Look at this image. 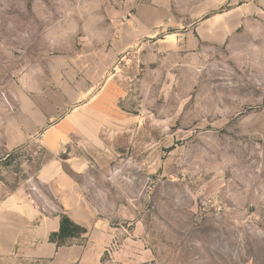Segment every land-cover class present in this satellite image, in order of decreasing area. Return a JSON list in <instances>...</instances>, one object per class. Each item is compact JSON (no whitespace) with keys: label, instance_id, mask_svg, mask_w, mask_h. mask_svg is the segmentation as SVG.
<instances>
[{"label":"rangeland","instance_id":"1","mask_svg":"<svg viewBox=\"0 0 264 264\" xmlns=\"http://www.w3.org/2000/svg\"><path fill=\"white\" fill-rule=\"evenodd\" d=\"M55 165L88 264H264V0H0V264H47L12 246Z\"/></svg>","mask_w":264,"mask_h":264},{"label":"crops","instance_id":"2","mask_svg":"<svg viewBox=\"0 0 264 264\" xmlns=\"http://www.w3.org/2000/svg\"><path fill=\"white\" fill-rule=\"evenodd\" d=\"M149 8L151 7H138L136 17L138 19L142 18L145 22L151 24L152 21H147V16H144ZM16 121L20 122L16 124L20 131L19 138L23 142H27L32 138L33 134L30 133L38 132L48 123L46 119L38 120L36 124L27 123L23 118L22 121L21 118H17ZM65 123L66 121L62 120L58 126H62ZM12 139L13 137L6 140V148L8 152L12 151L16 146ZM39 178L41 182L54 185V188L56 187L61 191L62 200H64L63 203L65 205V210L60 208L61 212L67 214L74 223L85 227L89 231V239L91 240L93 236L91 230L95 227L94 216L91 212L89 213L85 210L84 203L77 194L78 190L76 189V184L56 165L53 168L44 167L39 173ZM24 207V212L26 213L23 212V217L21 218L28 221L21 225L15 223L18 232L15 235L12 249L20 251V247L23 246V244L28 243L25 228L29 225H36V227L34 226L35 232L33 233V241L36 242L31 243L32 246H34L32 253L36 258L46 261L47 264H88V259H90L92 255L95 256L92 254L94 247L90 246L89 242L86 245L63 247H57L55 244L49 242L50 235L59 231L61 214L51 217L44 215L32 204H27V206ZM28 244H30V242Z\"/></svg>","mask_w":264,"mask_h":264},{"label":"trees","instance_id":"3","mask_svg":"<svg viewBox=\"0 0 264 264\" xmlns=\"http://www.w3.org/2000/svg\"><path fill=\"white\" fill-rule=\"evenodd\" d=\"M81 234H87L86 228L74 223L67 214L62 213L59 231L50 235L49 242L57 247L68 246V240L77 238Z\"/></svg>","mask_w":264,"mask_h":264}]
</instances>
